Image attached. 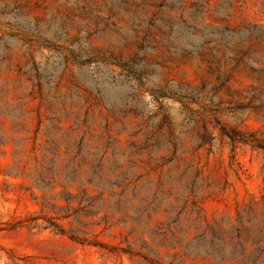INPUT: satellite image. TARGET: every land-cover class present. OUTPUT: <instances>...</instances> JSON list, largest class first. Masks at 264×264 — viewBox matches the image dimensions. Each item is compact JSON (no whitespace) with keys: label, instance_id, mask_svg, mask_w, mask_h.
<instances>
[{"label":"rangeland","instance_id":"1","mask_svg":"<svg viewBox=\"0 0 264 264\" xmlns=\"http://www.w3.org/2000/svg\"><path fill=\"white\" fill-rule=\"evenodd\" d=\"M210 229L264 264V0H0V264H220Z\"/></svg>","mask_w":264,"mask_h":264},{"label":"trees","instance_id":"2","mask_svg":"<svg viewBox=\"0 0 264 264\" xmlns=\"http://www.w3.org/2000/svg\"><path fill=\"white\" fill-rule=\"evenodd\" d=\"M39 179L41 180L42 177L39 176L37 182L40 181ZM50 225L54 227L56 232L65 234V231L58 224L50 223ZM70 238L75 241H83L75 235H71ZM196 241L199 251L205 253L206 256L211 257L220 264L230 259L235 260L236 264H257L256 252H247L245 247L246 240L243 238V233L238 229L229 233H218L210 229L200 234L196 238ZM150 263L153 264L154 262L150 261Z\"/></svg>","mask_w":264,"mask_h":264}]
</instances>
